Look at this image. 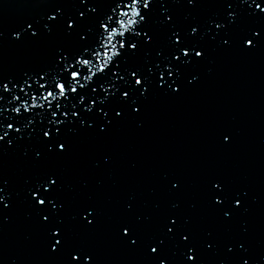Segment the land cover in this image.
I'll list each match as a JSON object with an SVG mask.
<instances>
[{
  "label": "water",
  "instance_id": "1",
  "mask_svg": "<svg viewBox=\"0 0 264 264\" xmlns=\"http://www.w3.org/2000/svg\"><path fill=\"white\" fill-rule=\"evenodd\" d=\"M78 3L0 0V77H19L47 64L57 47H73L75 42L66 40L60 29L38 39L14 40L11 33L46 20L58 4L72 11ZM167 6L175 12L176 23L185 27L194 22L206 27L213 14L223 12L220 0H199L194 8L186 0H168ZM161 19L157 11L152 27L158 33L156 47L166 51L168 33ZM258 24L264 21L242 13L227 46L219 37L212 41L205 36L207 56L184 69L181 92L153 88L141 98L138 113L126 109L105 133L93 128L73 135L67 155L34 160L40 145L27 140L0 151V178L8 182L10 193L8 207L0 206V264H68L74 251H80L81 258L71 264H85L84 254L92 256L87 264H152L150 255L155 253L129 247L117 231L122 222L137 216L144 237L161 235L167 218L176 216L179 231L191 233L188 246H194L199 264H239L241 257L264 264V41L246 47L240 39ZM154 56L141 54L131 62L142 64ZM193 75L197 79L188 83ZM4 95L6 106L10 95ZM224 132L230 133L229 142L222 140ZM53 171L61 178L58 195L66 233L56 252L51 250L56 238L29 205L26 191V182ZM175 180L180 184L172 189L170 181ZM211 180L221 181L229 196L245 194L242 207L227 203L226 209L235 208L230 219H224L221 206L213 202ZM86 205L97 210L91 227L77 215ZM229 244L234 246L231 253ZM165 251L170 264H184L181 252L187 246L179 237L168 240Z\"/></svg>",
  "mask_w": 264,
  "mask_h": 264
},
{
  "label": "snow or ice",
  "instance_id": "2",
  "mask_svg": "<svg viewBox=\"0 0 264 264\" xmlns=\"http://www.w3.org/2000/svg\"><path fill=\"white\" fill-rule=\"evenodd\" d=\"M198 2L186 0L193 8ZM220 2L223 12L213 14L206 21V27L198 22L186 27L178 25L174 20L175 12L167 6L168 0H106L103 4L100 0H79L72 11H64V5L58 4L47 14L46 20H34L13 31L12 38L20 40L22 37L52 36L60 29L65 39L74 41L75 45L57 47L48 63L38 69L26 70L19 77H0V151L27 140L40 145L34 151V160L67 155L73 135L93 128L97 134L105 133L126 109L138 113L141 98H146L153 88L181 92L184 69L202 63L207 56L202 45L205 36L212 41L219 37V42L227 46L231 43L232 27L242 13L264 21V16L260 15L264 14V0ZM157 11L162 16L160 25L168 33L166 51L156 47L158 33L152 27V17ZM240 39L244 46L255 47L264 41V24L250 28ZM152 52L155 56L150 61L131 62L134 57L141 54L148 57ZM196 79L193 75L188 83ZM5 93L10 95L6 106ZM222 140L229 142L230 133H222ZM7 183L0 178V206L3 208L8 207L6 198L10 196ZM26 183V191L30 194L28 203L48 222L46 230L56 238L51 250L56 252L66 235L61 216L64 205L58 195L61 178L53 171ZM170 183L171 188L176 189L180 181ZM210 184L216 190L214 204L221 206L224 219H230L235 208L226 209L227 203L231 201L236 207H242L245 194L237 192L229 196L221 181L211 180ZM127 207L131 211V204ZM96 211L92 205H86L77 215L85 227H91ZM141 223V217L137 216L134 221L122 222L117 231L129 247L143 246L149 255L155 253V256L150 255L152 264H170L171 257L165 248L167 241L176 237L187 246V251L181 252L184 264L188 261L199 264L194 246H188L191 233L179 231L181 225L176 216H169L163 225L166 230L155 237H144L139 228ZM205 246L212 249L213 243L205 242ZM233 247L227 245V251L233 252ZM238 247L247 251L243 244ZM80 258L81 252L74 251L68 264ZM91 260L90 254L83 255L85 264ZM239 264H250V260L241 257Z\"/></svg>",
  "mask_w": 264,
  "mask_h": 264
}]
</instances>
